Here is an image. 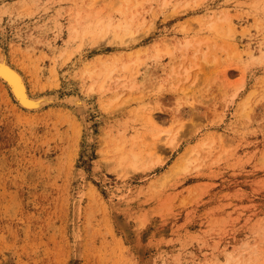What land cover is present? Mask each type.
<instances>
[{"label":"rangeland","instance_id":"1","mask_svg":"<svg viewBox=\"0 0 264 264\" xmlns=\"http://www.w3.org/2000/svg\"><path fill=\"white\" fill-rule=\"evenodd\" d=\"M0 68V264H264V0H0Z\"/></svg>","mask_w":264,"mask_h":264},{"label":"bare ground","instance_id":"2","mask_svg":"<svg viewBox=\"0 0 264 264\" xmlns=\"http://www.w3.org/2000/svg\"><path fill=\"white\" fill-rule=\"evenodd\" d=\"M99 27V26H98ZM111 30V29H110ZM103 32V31H102ZM92 34V33H91ZM92 36V35H91ZM5 64V63H4ZM5 69V68H4ZM12 68H10V70H11ZM13 71V70H12ZM14 75L16 76V77H18L17 79H16V82H15V88H13V89H15L16 91H17V94L19 95V96H21V99L22 100H24V99H26L28 96H27V92H26V87H25V81H23L24 79H23V77L21 76V75H19V73H17V71H15L14 72ZM1 76V75H0ZM6 78V77H5ZM9 81V80H8ZM23 82H24V85H23ZM13 83V82H12ZM11 83V84H12ZM14 86V85H13ZM12 86V87H13ZM26 92V93H25ZM74 97V96H73ZM76 98L78 97V96H75ZM46 98V97H45ZM28 99V98H27ZM30 99V98H29ZM72 99V98H71ZM74 99V98H73ZM78 99V98H77ZM21 100V101H22ZM40 99H38V101H39ZM45 100V99H44ZM43 100V101H44ZM75 100V99H74ZM28 101V100H27ZM29 101H31V100H29ZM28 101V102H29ZM35 101V100H34ZM41 102H42V99L40 100ZM46 101V100H45ZM83 101V100H82ZM40 102V103H41ZM76 102H77V100H76ZM80 102V101H79ZM78 102V103H79ZM27 103V102H26ZM30 103H32V101L30 102ZM35 103V102H34ZM34 103H33V105H34ZM84 104V103H83ZM36 105V104H35ZM38 105H40V104H38ZM150 117V116H149ZM150 118H152V116L150 117ZM156 139V138H155ZM156 142H154V144H155ZM173 143H174V141H173ZM187 158V157H186ZM185 157H184V159H186ZM180 162V161H179ZM175 168H178V167H181L182 166V164L181 163H177L176 165H173ZM174 169V168H173ZM175 170V169H174Z\"/></svg>","mask_w":264,"mask_h":264},{"label":"water","instance_id":"3","mask_svg":"<svg viewBox=\"0 0 264 264\" xmlns=\"http://www.w3.org/2000/svg\"><path fill=\"white\" fill-rule=\"evenodd\" d=\"M0 74L8 77L13 82V85L15 87V82L18 77L14 75V71L10 70L9 68H5V69L0 68Z\"/></svg>","mask_w":264,"mask_h":264}]
</instances>
